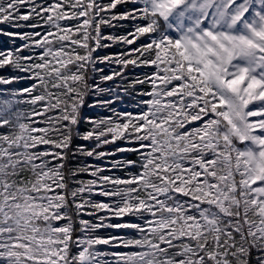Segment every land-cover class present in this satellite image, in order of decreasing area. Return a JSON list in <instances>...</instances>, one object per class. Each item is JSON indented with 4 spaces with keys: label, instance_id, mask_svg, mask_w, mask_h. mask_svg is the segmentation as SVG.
Wrapping results in <instances>:
<instances>
[{
    "label": "snow or ice",
    "instance_id": "snow-or-ice-1",
    "mask_svg": "<svg viewBox=\"0 0 264 264\" xmlns=\"http://www.w3.org/2000/svg\"><path fill=\"white\" fill-rule=\"evenodd\" d=\"M0 35V264H264V0H0Z\"/></svg>",
    "mask_w": 264,
    "mask_h": 264
},
{
    "label": "rangeland",
    "instance_id": "rangeland-1",
    "mask_svg": "<svg viewBox=\"0 0 264 264\" xmlns=\"http://www.w3.org/2000/svg\"><path fill=\"white\" fill-rule=\"evenodd\" d=\"M4 38H5V36L0 35V47H2V46H4V45H8V44L3 40ZM6 39L10 42V40H9L8 37H7ZM16 43H17V45H18V44L20 43V41L17 40ZM105 50H107L105 54H108V53H110V52H117V51H119L120 49H119L117 46L113 45L112 48H110V49H105Z\"/></svg>",
    "mask_w": 264,
    "mask_h": 264
},
{
    "label": "trees",
    "instance_id": "trees-1",
    "mask_svg": "<svg viewBox=\"0 0 264 264\" xmlns=\"http://www.w3.org/2000/svg\"><path fill=\"white\" fill-rule=\"evenodd\" d=\"M7 37L5 36V38L3 39L8 45L10 44V42L6 39ZM107 50H104L103 52H101V54H105ZM100 67H105L104 65H99ZM105 72H108V68H105ZM0 74H3L2 71H0ZM120 81L117 79L116 83H119ZM105 86H114L112 85V82H106ZM101 114H107L106 112H102ZM87 178V177H85Z\"/></svg>",
    "mask_w": 264,
    "mask_h": 264
}]
</instances>
